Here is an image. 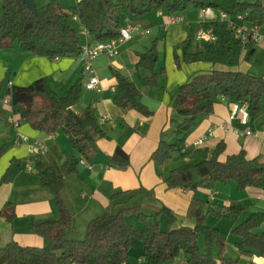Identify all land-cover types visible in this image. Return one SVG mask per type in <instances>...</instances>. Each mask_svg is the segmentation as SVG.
Returning a JSON list of instances; mask_svg holds the SVG:
<instances>
[{"label":"trees","instance_id":"16d2710c","mask_svg":"<svg viewBox=\"0 0 264 264\" xmlns=\"http://www.w3.org/2000/svg\"><path fill=\"white\" fill-rule=\"evenodd\" d=\"M0 2V49L16 48L34 56L53 59L79 56L84 44L116 39L126 14L142 18L157 10L179 14L191 7H209L224 12L229 17L244 16L247 25L264 27V0H80L72 9L61 7L56 0H50L43 6L35 5L36 15L21 0ZM75 22L80 25V30L74 27ZM201 26L205 29L211 28L216 40L198 44L192 50L193 40L188 37L182 42L181 57L174 54L176 65L180 66V61L184 64L204 61L228 70L212 69L196 74L178 87L172 97L176 119L169 122L172 127L170 132L161 133L164 137L160 139L150 160L156 166H162L175 154L187 159V163L173 168L165 177L164 182L168 189L191 192L200 188L213 190L218 184L231 180L239 190L247 187L264 190V156L248 160L244 151H240L221 162L219 157L224 151L223 144H218L209 158L201 159L195 158V151L183 148L185 138L195 128L197 119L210 115L213 106L218 102L226 100L246 103L248 123H253L264 100V77L230 70L238 65L243 51L232 29L222 20L202 23ZM82 31L86 32L89 43H84L85 36ZM252 52L250 47L245 59ZM157 61L158 55L154 47L139 55L135 65L136 73L139 76L141 74V80L147 85H156ZM115 76V103L122 110H136L150 115L139 101V91L134 83L120 73ZM81 89L82 83L78 80L64 96L58 97L47 80H39L28 88H11L6 95L10 97L9 103L13 112L21 120L47 134L62 131L68 137L71 148L81 157L91 160L95 153V143L104 134L98 125L92 104L80 115L71 110L79 101ZM245 127L246 125H242V128ZM166 137H170L169 140ZM77 165V159L70 156L60 167L62 176L75 173ZM109 166L125 171L129 167L128 155L118 147L109 159ZM62 176L52 167L38 174L41 186L52 192L60 213L58 220L31 225L35 234L48 239L47 246L27 247L9 242L0 248V264H121L127 259L135 241L141 243L142 257L147 264H166L180 254L185 255L186 264H237V260L222 257L224 244L218 230L205 225L204 203L194 198L186 214L187 218L195 221L193 228L161 230L159 223L142 212L139 206H129L116 212H106L91 220L83 240L66 239L63 232L70 226L71 216L60 195L63 189ZM6 181L7 177H3L0 185ZM128 193H132L130 198L145 195L154 199L153 192L143 188ZM123 194L124 192L114 194L111 201ZM118 205L119 203L114 202L112 206ZM8 207H11L10 203L4 205L1 215L6 214ZM244 209L241 206H229L225 210L226 217L239 215ZM159 214H164L168 225L172 223L173 216L167 208L162 207ZM131 215L136 216L140 225L138 229L130 224L128 218ZM215 216L220 218L221 214ZM6 218L10 219L11 214L6 215ZM262 224L264 214L253 213L232 230V234L239 238V242L235 244L239 255H257L264 258V233H255ZM199 237L204 241L203 252L198 247ZM214 246L221 255L219 260L214 259L211 254Z\"/></svg>","mask_w":264,"mask_h":264},{"label":"crops","instance_id":"0c3cea01","mask_svg":"<svg viewBox=\"0 0 264 264\" xmlns=\"http://www.w3.org/2000/svg\"><path fill=\"white\" fill-rule=\"evenodd\" d=\"M80 0H75L79 2ZM43 6L45 0H33ZM61 7L72 9V1L61 0ZM0 13L2 4L0 2ZM197 12V13H196ZM160 13V14H159ZM184 21L181 24L166 26V17L171 15L164 11H154L142 18L125 15L121 28L138 26L146 33L143 36L133 35L126 42L118 44L117 54L114 57L100 56L92 63L93 75L99 80L98 90H88L85 84L89 78L83 72V65L78 56L49 58L34 56L19 51L16 48L0 49V180L7 177V181L0 185V212L4 205L10 203L6 214L0 213V248L9 242L21 246L43 248L47 246L48 239L35 234L32 224L55 221L60 217L52 192L41 186L39 172L52 167L59 176H62L60 167L70 157L77 161V171L62 176L63 189L61 199L70 213L71 224L65 229L63 235L66 239L80 241L84 239L88 223L109 212L113 203L115 211L128 207L132 201H141L146 214L164 226V230L179 227L195 226L193 219L187 218V209L191 200L197 199L204 203L203 213L205 225L216 228L224 244L222 257L237 260V264H264V258L257 255L251 257L241 256L235 246L239 238L232 234V230L244 222L253 213L264 214V190L247 187L239 190L234 181L218 184L213 190L198 189L191 192L183 189H168L164 180L170 170L184 163L175 154L171 160L162 166H156L150 160L151 154L164 135L162 132L171 131L169 122L176 119L173 110L172 97L180 85L200 72H209L211 67L201 62L176 65L174 54L181 57V45L188 37L198 43L195 35L200 29L204 19L199 18V9L195 12L187 9L181 13ZM209 16V15H208ZM214 17L208 22L217 21ZM195 33H191V30ZM84 43H89L84 37ZM154 47L157 51L158 73L156 85H147L136 73L135 65L139 55ZM253 52L254 46L251 47ZM251 53V55L253 54ZM242 52L239 63L230 69L247 73L251 65L245 63ZM250 55V56H251ZM243 61V62H242ZM228 70V68H220ZM120 73L134 83L139 91V101L145 106L150 115H144L136 110H122L114 100L117 79L115 74ZM264 77V74H262ZM39 80H47L50 88L58 97L64 96L67 90L81 80L82 89L79 101L71 108L80 115L84 109L92 104L95 117L104 137L95 143V153L91 160L77 154L70 146L68 137L60 130L53 134L34 129L21 120L12 110L6 92L11 88H28ZM234 103L222 100L213 106L208 116L197 119L194 129L189 131L185 138L183 148L195 151L196 159L209 158L218 144L224 145V151L219 161L224 162L228 156L244 151L248 160L264 156V117L248 123L245 128L237 119H232L231 110ZM237 120V121H236ZM11 121H17L15 127ZM238 127H241L237 130ZM248 130L250 133H243ZM20 135L27 138L24 143ZM168 138V139H167ZM170 137H166L169 140ZM39 141L45 145V150L36 154L28 152V145ZM121 148L129 157V167L119 171L109 166V159L117 148ZM92 166L89 170L80 162ZM143 188L151 190L154 199L145 195H131L134 190ZM124 192L111 201V197ZM138 206V205H137ZM229 206L244 207V211L233 217H226V208ZM162 207L167 208L173 221L167 224L164 214H159ZM111 212V211H110ZM221 214L217 218L216 214ZM11 214L7 219L6 215ZM264 233V224L256 231ZM198 247L204 251L202 237L198 239ZM142 245L136 244L128 252L127 259L121 264H147L142 257ZM212 256L219 260L220 254L216 246L213 247ZM166 264H186V257L180 254L176 259Z\"/></svg>","mask_w":264,"mask_h":264},{"label":"built area","instance_id":"2783aa9c","mask_svg":"<svg viewBox=\"0 0 264 264\" xmlns=\"http://www.w3.org/2000/svg\"><path fill=\"white\" fill-rule=\"evenodd\" d=\"M212 13V9L209 7L199 9V18L204 19L206 16ZM160 14V13H159ZM220 20L225 21L227 26L232 29L235 36L239 39L243 51L247 52L250 47L258 43H264V27L250 26L244 22V16L238 15L235 17H229L224 12H219ZM184 18L181 13L171 14L166 17V26L176 25L183 23ZM146 32L140 30L138 26L127 25L119 30V35L116 39L109 41L98 42L94 44H84L81 47L79 60L83 65V72L89 76L85 87L88 90H98L99 80L93 75L92 63L100 56L114 57L117 54V47L119 43L126 42L132 38L133 35L143 36ZM82 34L86 36V32L82 31ZM196 42L200 45L203 43H212L216 40V37L211 28L205 29L202 26L195 35ZM5 104H8V100H4ZM232 119H237L240 124H248V110L246 103H234L231 110ZM15 127L18 126L17 121H11ZM243 133L249 134L248 130H244ZM20 140L24 143L27 142V138L20 135ZM45 145L42 142L35 141L28 145V152L36 154L45 150ZM81 164L85 165L89 170L92 166L81 161Z\"/></svg>","mask_w":264,"mask_h":264},{"label":"rangeland","instance_id":"374dc122","mask_svg":"<svg viewBox=\"0 0 264 264\" xmlns=\"http://www.w3.org/2000/svg\"><path fill=\"white\" fill-rule=\"evenodd\" d=\"M47 3L50 1V0H45ZM59 4H60V1L61 0H56ZM72 1V4H71V7L75 6L76 5V2L75 0H70ZM37 5H40L38 2H37ZM61 5V4H60ZM1 9V8H0ZM190 11L192 12H195L196 8L194 7H191L189 8ZM197 13V12H196ZM214 17H217L219 18L220 20V15H219V11L218 10H215V9H212V13L209 15V16H206L205 17V22H208L210 21L212 18ZM74 27L77 29V30H80V25L75 22L73 23ZM191 30V29H190ZM191 33H195L191 30ZM196 47V44H195V41L193 40V47H192V50H194ZM254 49L255 51L253 52V54L248 58L246 59L244 62L245 63H248L251 65V68L249 70V73L250 75L252 76H257V77H262V74H264V43H258L256 45H254ZM202 64H206L207 66L211 67V69H220L222 68V66H219V65H216V66H212L204 61H200ZM243 62V61H242ZM200 73H203V72H200ZM261 117H264V100H262L261 102V111L257 117V119L261 118ZM139 206L141 208V201L139 200H135V201H132L130 202L129 206ZM128 206V207H129ZM142 212H145L143 207H142ZM111 212H116L114 210V206L111 207L110 209ZM130 224L132 226H134L135 228H139V222L138 220L136 219V216L135 215H131L129 218H128ZM155 221V220H154ZM161 230H164V226L162 225L160 227ZM136 244H139L138 241H135Z\"/></svg>","mask_w":264,"mask_h":264},{"label":"water","instance_id":"95a60500","mask_svg":"<svg viewBox=\"0 0 264 264\" xmlns=\"http://www.w3.org/2000/svg\"><path fill=\"white\" fill-rule=\"evenodd\" d=\"M21 2L30 10L34 15L37 14L36 6L33 0H21Z\"/></svg>","mask_w":264,"mask_h":264}]
</instances>
